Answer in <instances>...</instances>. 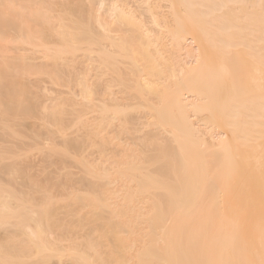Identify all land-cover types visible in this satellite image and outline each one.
<instances>
[{"label":"bare ground","instance_id":"1","mask_svg":"<svg viewBox=\"0 0 264 264\" xmlns=\"http://www.w3.org/2000/svg\"><path fill=\"white\" fill-rule=\"evenodd\" d=\"M86 1L73 3L83 18L65 22L31 0H0V54L8 52V43L24 41L30 47L34 37L43 43L53 34L65 44L46 57L55 70L70 66L74 58L67 53L84 43L83 57L91 61L84 70L96 69L95 75L88 71L100 80V98L88 86L92 79L78 75L83 89L69 95L71 102L75 97L101 106L92 101L97 98L109 104L102 106L104 114L139 107L155 112L133 130L128 122L117 124L132 133L135 146L130 144L127 153L99 149L96 158L83 160L89 175L82 190L112 200L106 219L96 221L116 218V226H128L126 234L114 231L116 246L109 251L88 244L94 259L98 264H264V0ZM21 48L15 49L25 51ZM11 58L15 61L7 58L0 65L41 69V63L32 65L34 57L32 63L24 56ZM199 112L206 114L197 117L204 130L195 122ZM210 120L230 127V138L215 133ZM109 134L105 138L98 131L95 137L108 141ZM95 141L91 145L102 148ZM12 198L0 191V224L12 223L2 221L14 214ZM40 212L30 209L13 224L25 233L33 220L42 236ZM9 249L14 246L4 251L10 254ZM46 252L59 264H67L62 260L69 255L73 264H91L88 252L73 255L53 245L24 247L22 254L46 260Z\"/></svg>","mask_w":264,"mask_h":264},{"label":"rangeland","instance_id":"2","mask_svg":"<svg viewBox=\"0 0 264 264\" xmlns=\"http://www.w3.org/2000/svg\"><path fill=\"white\" fill-rule=\"evenodd\" d=\"M75 1L76 0H31V3L33 2L36 8H40V10L55 15L66 22L68 18L76 20L83 18L79 9L73 6ZM84 2L87 1L84 0ZM69 6L73 7L69 9ZM48 35H50V37L48 36V39H46L47 37L45 38L46 40L43 42L45 44L36 37L33 38V41L31 40V43L28 42L30 47L28 45L26 46V42L24 41L21 42L22 48L20 42V46L18 42V45H15L14 42L8 43V46L11 44L13 47L10 48L7 46L8 52H6L5 49V51L0 54V61H5L7 58L8 61H10V59L15 61L11 56L13 58L15 57V59L24 56L28 62L34 57V60H31L35 62L32 64H35V67L36 64H42L40 65L41 69L30 71L21 69L16 65L14 66V64H12L11 68L0 65V191L13 196L12 205L14 207L13 215L2 217V221H12V223H10L12 225L10 226V224H8V226L6 224V226L0 224V243L3 242L0 245V249L2 250H0V264H59L57 257L48 252H46L49 255L46 260H43L44 258L42 257H28L22 254L24 247L42 245H53L60 249L70 251V254L73 255L76 251L77 253L86 251L92 258L88 263L98 264L94 259V249L92 250L88 244H94L95 246L99 243L102 250L109 251L116 246L113 240L114 231L124 230L123 234H126V228H128V226H125L126 228L116 226L114 224L116 218L112 219L110 222L109 220H105L112 206V200L106 199V201H103L102 198H99L100 196L98 197L96 195L99 198L97 199L95 195L88 194L86 191L82 190L83 188H87L83 181L86 179L85 176L89 175L88 167L86 173L84 172L83 160L88 159V161H90L96 158L99 155V149L116 154L127 153V150L130 149L128 146L130 147L134 141L131 139L132 133L129 134L130 131H122V128L117 124L120 122H128L129 124H127V126L130 125L129 127L133 130L136 126L138 128L149 122L153 118L152 115L155 112L153 113V111L151 112V110L145 109L142 110V107L124 112V108H128V105H126V107L123 105L124 107L121 106V109L124 110V113L115 114L114 110L112 111L111 109L107 114H104L100 110L102 106L109 107V104H102L103 102H99V100H96L97 98H93L95 100L92 99V101H94L95 104L98 103V105L100 103L101 106H97V104L94 105L93 102L85 103L87 100L80 102V98L76 99L75 97L73 102H71L72 97L70 96L79 94V90H81V88L83 89L82 84L77 82L76 76L83 75V77L87 76L89 80L92 79L90 81L88 80V86L91 85L89 87H92L91 89L95 93H93V96L98 97V99L100 98L99 92L101 90L100 80L94 79V77L91 76L92 74L95 75L96 69L89 68L84 70V68L91 63V61H85L86 59L83 57L84 54L86 56L84 48L81 49L85 46L84 43L83 45L82 43H76L79 44V49L76 44L73 45L77 47L70 51L69 54L67 53L70 57H66L68 59L70 58L71 61L73 60L72 58H74V62L78 55L80 59L77 57L76 63L74 62L78 69L74 67V64H72L73 62L70 63L73 66L58 65V68L59 66L61 67L59 69L56 67L58 69L57 71H55L56 68L55 70L53 69V66L51 69L50 62L48 63L47 61V59L49 60V52L52 54L53 50L59 47L61 48L65 44L63 45V43H61L63 41L61 40L60 44L63 46L60 45L56 40V36L53 34ZM12 43L18 47H14ZM15 48H18V50H20V48L22 50L25 49V51H18ZM70 48L71 46L69 49ZM45 49L49 51L44 52L46 51ZM76 49L75 55H70L71 53L73 54ZM14 50L18 52L15 53L16 51L14 52ZM23 52L26 53V56L20 55L24 54ZM47 54L48 56H46ZM81 59L85 62L78 65L79 61L81 63ZM120 63L121 65H119L121 68L125 66L123 65L125 63ZM124 68H126V66L123 67L122 70H124ZM79 69H83L84 72H81ZM88 70H91L90 72H95L91 74ZM66 71L70 72V74L73 72V74L70 75ZM65 72L68 75H66ZM74 72H76L77 75L74 74ZM79 72H81V74H79ZM87 73L88 75H86ZM69 75L70 77H68ZM73 75H75V77H73ZM71 76L75 80H73ZM96 84L99 85L97 86ZM79 86H81V88ZM99 86L100 88H95ZM43 88L48 91L45 92ZM68 91H70V93ZM63 96L64 99H61ZM66 96L68 99L70 97V100H68ZM92 104L94 107L92 106L89 108ZM111 106H113V104ZM143 112L144 114L142 115ZM199 115L200 118H203L206 117V114L205 112H199L197 115L194 114V117H196L195 119H198L195 121L197 122L196 124L200 123V129L204 130L206 126L202 124L200 118H197ZM208 124L210 127L215 125V128H213L215 133H224L223 135L230 138L232 134L231 128L220 122V120H210ZM117 126L119 129L116 128ZM107 130L108 132H106ZM98 131L104 132L105 138L106 136L108 137V135L105 134L111 132L109 134L110 140L108 138V141H105L107 139L100 138L102 139L100 140L98 137H95ZM113 131L116 133L118 131L117 135L114 134L115 132ZM111 134L116 138L119 136L120 144L118 138H113ZM112 138L115 139V144H125V147L120 146L121 148H118L119 145H115L114 142L110 143V141H113ZM95 139V143L98 144L97 146L101 145L102 148H95L96 145H91V142ZM105 143L107 144L105 145ZM108 143L113 144L108 145ZM206 145L209 144L203 146ZM132 146L135 145L133 144ZM12 167L15 170L12 169ZM30 209L42 211L40 212L42 213L40 218L44 222L43 227L46 230L42 236L36 231L33 220L26 221L28 223L27 225H29V229H25V233H21L13 224L19 216H23V214L25 215L27 212L29 213ZM102 215L103 217L105 216V219L102 222H97L99 221L98 217ZM29 231H33L31 236L28 235ZM11 246H14L15 250L9 249V252L12 250L10 254L4 251V248H6L7 251V247ZM71 247L75 248L73 249ZM106 256L111 260L110 254H106ZM70 257V255L66 256L62 261L71 264L73 261H71L72 259H70Z\"/></svg>","mask_w":264,"mask_h":264}]
</instances>
